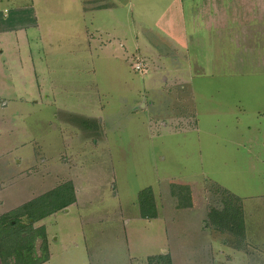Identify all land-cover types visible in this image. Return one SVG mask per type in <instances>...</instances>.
<instances>
[{
	"label": "rangeland",
	"instance_id": "obj_1",
	"mask_svg": "<svg viewBox=\"0 0 264 264\" xmlns=\"http://www.w3.org/2000/svg\"><path fill=\"white\" fill-rule=\"evenodd\" d=\"M184 4L191 8L196 28L193 31L190 28L185 73L179 76L182 81L173 90L188 93L190 98L162 96L159 105L150 108L154 116L147 122V132L131 131V137L121 135L123 126L132 124L133 114L123 112L124 107L119 103L117 109H122L114 117L112 137L106 129V136L99 137L103 132L98 131L96 119L65 115L63 119L67 122H84L80 133L85 140L82 144L76 143L73 149L80 161H70L66 167L72 173H83L80 181L83 179V190L87 193L77 202L74 199L75 205L68 213L60 210L30 226L26 216L18 218L16 240H24L25 245L20 250L16 245L1 246L4 259H0V264H17L18 253L21 261L32 263L45 252L48 259L42 264H75L74 256L80 246L87 249L90 264H148L147 258L155 255L140 257L145 256L147 246L152 249L149 252H155L157 233L132 235L127 244L122 222L113 221L114 216L120 218L111 210L114 207L105 211L103 205L112 203L113 189L120 196L132 197L142 184L149 183L162 208L174 203L173 213L171 209L169 212L176 217L171 219L185 231L193 228L188 216L198 217L200 208L205 214L208 209L219 207L224 192L234 198L242 193L258 196L260 203L256 205H261L254 204L248 209L245 230L256 246L247 241L244 233V241L239 244L242 248L236 249L231 245L229 234L207 225L200 231L204 233L201 239L192 235L184 245L190 250L197 240L203 252L174 255L176 264H264V0H191ZM73 44L78 48V40ZM53 75L55 84L67 91L64 100L69 106H78L89 117L101 116L97 105L102 97L95 90L91 65L81 64L75 55L62 57L58 65L54 63ZM13 83L16 91L24 90L18 82ZM144 83L145 80L143 87ZM168 84L167 81L161 89L167 91ZM43 101L44 98L38 99L39 103ZM180 101L185 108L177 109ZM54 115L52 108L43 104L31 107L20 119L30 129V135L42 133L45 137L44 127L53 123L50 117ZM243 139L253 140L255 145H243ZM97 143L95 151L89 149ZM241 162L251 171L238 173ZM253 170L257 173L249 178ZM42 175L46 179L45 173H38L39 180ZM240 177L244 179L243 188L242 184L238 188ZM33 180L20 185L30 191L38 189ZM108 181L111 183L107 184ZM250 182L255 183L254 189ZM14 185L6 188L3 184L0 210L19 209L46 194L14 208L26 198L17 200L21 195ZM44 238L46 249L43 251ZM153 238L155 241L151 243ZM169 244L170 248L175 246L172 238Z\"/></svg>",
	"mask_w": 264,
	"mask_h": 264
},
{
	"label": "crops",
	"instance_id": "obj_2",
	"mask_svg": "<svg viewBox=\"0 0 264 264\" xmlns=\"http://www.w3.org/2000/svg\"><path fill=\"white\" fill-rule=\"evenodd\" d=\"M184 1L191 2L0 0V198L2 190L12 184H15L14 189L21 195L17 200L26 197L14 208L64 183L72 184L75 202L85 194L84 181H80L83 173H72L66 167V163L70 161H80L73 149L76 143L82 144L85 140L80 133L81 129H84V122H67L63 119L65 115L96 119L98 131L103 132L99 137L106 136L105 129L111 131L112 137V129L115 128L114 117L120 114L118 110L122 109H117L119 103L124 107L123 112L133 114L132 124L124 125L121 135L131 137V131L147 132V122L154 116L150 108L158 106L162 96L190 98L188 93L175 90L178 91L176 94L173 90L182 81L179 76L185 73L183 68L184 63L188 62L185 54L189 46L190 28L192 27V31L196 28L191 8L185 7ZM77 40L78 48L73 44ZM69 49L74 51L67 52ZM73 54L81 64H86V67L91 65L95 90H98L102 97V102L97 105L98 113L100 111L101 114L98 119L93 115L89 117L90 114L82 112L83 109L78 106H69L64 100L67 91L55 84L54 63L58 65L62 57L74 56ZM139 58L146 61L147 72L144 74L132 69V63L140 60ZM167 81L169 89L164 91L161 88ZM13 82L21 84L24 90L16 91ZM42 98L45 101L39 103L38 99ZM180 102L182 105L178 104L177 109H180V106L185 108L183 101ZM43 104L52 108L55 115L50 117V120L53 123L50 122L49 127H44L45 131L47 129L45 137L42 133L30 135V129L25 128L20 116L28 113L31 107ZM161 104L163 105V101ZM30 114L32 113L28 115ZM138 114L140 116H136ZM79 123L81 125H78ZM140 139L144 141L143 137ZM100 145L101 143L99 147ZM243 145L255 144L253 140H244ZM97 146L98 143L91 144L89 149L95 151ZM246 171L251 170L246 169L241 162L238 173ZM38 173H45L46 179L42 175L39 180ZM255 173L257 171L254 170L249 173V178ZM33 178L39 186L38 189L30 191L20 185ZM110 183L111 181L107 182ZM241 184L243 188V177L238 181V188ZM249 185L254 189L255 183L250 182ZM148 188L152 191L157 214L153 219L141 218L137 203L138 193ZM257 197L242 193L237 198L243 213L245 237L255 246V240L247 235L245 230L248 209L254 204L261 205H256L260 203ZM110 199L112 203L103 205V209L107 211L114 207L111 210L120 218L116 219L114 216L113 221L122 222L127 244H130L132 235L139 237L147 235L148 232L157 233V240H151V243L155 241V252H149L152 249L147 246L145 256L140 258L168 254L172 264H176L174 253L198 255L203 252L204 248L197 242L196 237L200 238L204 234L200 232L206 221L207 212L204 214V209L200 208V213L197 214L199 218L195 215L193 218L188 216L193 228L185 231L171 219L176 217L172 214L173 208L176 207L174 203L165 204L162 208L160 199L150 183L142 184L132 197L126 194L120 196L118 191L113 189ZM75 202L61 212L68 213ZM113 202H116V205ZM196 208L195 204L194 209ZM170 209L172 213L169 212ZM9 211L0 210V216ZM192 235L196 236L193 237L196 240L195 247L188 250L184 245L188 242L187 237ZM171 238L175 246L173 244L170 248ZM147 242L149 245L150 241ZM177 249L179 252H176ZM191 251L192 254L189 253ZM77 252L74 256L75 264H90L87 249L80 246Z\"/></svg>",
	"mask_w": 264,
	"mask_h": 264
},
{
	"label": "trees",
	"instance_id": "obj_3",
	"mask_svg": "<svg viewBox=\"0 0 264 264\" xmlns=\"http://www.w3.org/2000/svg\"><path fill=\"white\" fill-rule=\"evenodd\" d=\"M222 199L217 208H210L207 211L204 226H211L220 233L229 234L231 245L239 249L244 241V222L243 213L239 201L227 192L222 194ZM74 194L70 183H64L57 188L47 192L33 201L24 204L19 209L4 213L0 216V259L3 261V252L1 246L16 245L17 249H22L24 240L17 242L16 223L18 218L26 216L30 220V225L41 218L49 216L55 212L66 209L74 202ZM137 203L140 217L143 219L156 218V208L152 191L144 189L138 193ZM16 224V225H15ZM21 226V225H20ZM25 229L24 226H21ZM44 237V236H43ZM227 244H229L227 242ZM46 249L45 238L43 239V251ZM17 250V251H18ZM17 264H42L47 261L46 252L44 256L36 259L32 263H26L19 259L20 253L17 254ZM148 264H171V258L168 254L156 255L147 258Z\"/></svg>",
	"mask_w": 264,
	"mask_h": 264
},
{
	"label": "built area",
	"instance_id": "obj_4",
	"mask_svg": "<svg viewBox=\"0 0 264 264\" xmlns=\"http://www.w3.org/2000/svg\"><path fill=\"white\" fill-rule=\"evenodd\" d=\"M132 69L139 74H143L146 70V63L143 60H137L132 64Z\"/></svg>",
	"mask_w": 264,
	"mask_h": 264
}]
</instances>
